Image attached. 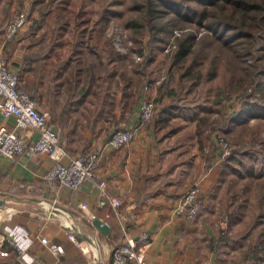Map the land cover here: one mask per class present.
Returning a JSON list of instances; mask_svg holds the SVG:
<instances>
[{"label": "crops", "instance_id": "1", "mask_svg": "<svg viewBox=\"0 0 264 264\" xmlns=\"http://www.w3.org/2000/svg\"><path fill=\"white\" fill-rule=\"evenodd\" d=\"M25 26L20 31H24ZM3 31L1 24L0 56L18 76L20 86L29 87L41 98L45 108L38 109L66 144L68 155L62 162L94 150L98 151L99 162L96 178L72 190L58 182L48 184L45 174L54 162L50 154H21L14 158L0 154V197L23 204L6 212L2 210L5 205L0 207L3 212L0 215L4 216H0V264H93L91 251L97 264H108L113 249L124 243L127 235L137 237L143 232L151 238L144 252L150 264H217L214 253L209 250L215 233L210 223L216 215L220 216L218 194L224 178L220 177L227 164L218 160L210 130L206 129L202 136L198 133L197 106L169 97L158 87L156 92H147L156 95V106L145 127L138 125L137 107L121 125V128L134 130L128 144L115 148L108 141L79 143V137L86 135L74 132L72 121L79 117L77 105L87 102L69 99V96L67 99V87L53 71H49L48 83L56 87L48 85L49 89L45 90V67L48 61L49 64L53 61V56L47 60L48 54H37L26 36L9 41ZM13 125L14 118H6L0 111V126L11 129ZM22 134L27 139L37 137V132L30 128L22 130ZM205 147L211 148L207 155L202 153ZM99 179L104 180L108 192L121 201L120 214L109 204H99ZM197 179H201L200 199L205 203V210L196 220L189 221L174 215L172 209ZM81 203L87 204V210L80 207ZM53 205L61 212L52 211ZM91 214L110 226V236L97 231ZM71 227L92 237L95 244L87 242L88 250L80 247L68 237V231L75 234ZM6 236L23 250L22 254L6 242ZM43 237L61 245L63 253L52 252L49 245L42 242ZM97 248L103 250L102 256Z\"/></svg>", "mask_w": 264, "mask_h": 264}, {"label": "rangeland", "instance_id": "2", "mask_svg": "<svg viewBox=\"0 0 264 264\" xmlns=\"http://www.w3.org/2000/svg\"><path fill=\"white\" fill-rule=\"evenodd\" d=\"M144 2L0 0V25L4 30L6 23L18 13L27 15L24 31L20 28L9 41L24 35L31 46H35L37 54H48L47 60L53 56V61L50 64L48 61L45 67V90L49 89L48 85L56 87V84L48 83L49 71H53L61 84L67 85L62 80L68 73L67 64L65 67L64 64L75 47L80 49L84 64L91 62L97 66L96 74L100 72V76L91 93L80 94L75 89L76 94L72 95L67 88L65 96L87 102L77 105L79 117L77 121H72L76 129L74 132L86 135L79 137V143L85 140L105 142L111 133L123 129L121 125L130 113L125 112L123 107L109 111V106L117 102V95L126 83L130 89L136 88V98L141 99L149 91L145 85L156 92L164 81L168 84L167 88L175 87L176 98L197 106L199 120L207 117L204 132L208 129L209 135L227 140L232 146L231 155L224 160L227 164L225 176L220 177H224L220 181L221 193L218 194L220 216L211 219L210 225L215 233L210 239L209 250L214 253L217 264H264V249L261 248V241L264 240V119L240 113L243 106L240 99L255 95L254 81L259 77L263 79L264 74L257 61L249 56H239V52L237 54L204 27L185 23L172 14L150 18L142 5ZM190 34L195 35L193 46L182 55L180 44L183 39H189ZM92 49H96L93 54L90 53ZM112 53H116L115 58L110 57ZM95 54V58L90 57ZM187 67H191L189 75L185 74ZM61 73L64 75L61 76ZM118 81L120 87L117 86ZM28 88L25 87L32 97H36V93ZM143 88L146 94H143ZM53 96L50 95L49 99ZM35 99L38 108H45L40 97ZM152 99L156 101V97ZM149 118L138 122L139 127H145L151 120ZM208 149L211 150L210 147ZM202 153L207 155L208 152L202 148ZM200 181L194 180L186 190L195 183L201 187ZM202 202L203 208L196 219L205 210V203ZM107 204L108 201L100 205ZM22 205L10 201L2 210L6 212ZM172 210L174 213V207ZM81 242L78 241L80 247ZM98 251L102 256L103 250ZM257 251L258 255H255ZM89 254L95 264L93 251Z\"/></svg>", "mask_w": 264, "mask_h": 264}, {"label": "built area", "instance_id": "3", "mask_svg": "<svg viewBox=\"0 0 264 264\" xmlns=\"http://www.w3.org/2000/svg\"><path fill=\"white\" fill-rule=\"evenodd\" d=\"M27 22V15L18 13L12 17L4 26V35L6 39L12 38L20 28ZM149 91L152 89L148 85L144 86ZM144 91V88L142 89ZM148 92V91H147ZM152 94L144 96L140 100L138 109V121H146L152 117L155 102ZM0 111L4 117L14 118V126L11 129L0 126V154L14 158L21 154H50L54 162L45 174V179L49 185L58 182L62 186L69 187L72 190L79 189L87 179L96 178V169L99 162L98 151H91L81 157H69L67 163L62 162L66 157L67 150L61 140L58 132L49 124L46 115L42 113L37 102L25 89L20 87V79L11 71L7 63L0 56ZM149 118V119H150ZM30 128L37 131V137L27 139L20 131ZM134 130L123 128L111 133L108 143L113 147H120L132 140ZM214 143L217 148L218 160L224 161L232 153L231 144L224 139H218L215 135ZM210 153L211 150L205 147ZM99 188V203L109 202L113 208L120 205V200L110 194L107 190L106 182L102 179L97 180ZM200 187L197 183L180 197L174 206V214L186 220H195L203 208V202L199 197ZM80 207L87 210V204L81 203ZM91 217L95 216L91 214ZM70 229V228H69ZM71 230V229H70ZM68 237L78 244L76 235L68 231ZM6 242L12 246L18 254L23 250L9 237L6 236ZM42 242L49 245L52 252L63 253V247L43 237ZM151 238L148 233H141L137 237L126 236L124 243L115 247L110 256L108 264H150L144 258V252L150 245Z\"/></svg>", "mask_w": 264, "mask_h": 264}, {"label": "trees", "instance_id": "4", "mask_svg": "<svg viewBox=\"0 0 264 264\" xmlns=\"http://www.w3.org/2000/svg\"><path fill=\"white\" fill-rule=\"evenodd\" d=\"M142 5L150 18L172 14L185 23L204 27L224 44L232 47L237 54L239 52V56H249L257 61L258 67L261 68V72L264 74V0H145ZM188 38L183 39L180 44L179 51L182 55L191 50L195 35L190 34ZM187 40H189L188 43H186ZM95 50L92 49L90 53H95ZM112 54L113 56L110 57L115 58L116 53ZM81 55L80 49L75 47L74 52L67 57V75L60 74L61 76L64 75L62 80L66 82V86L70 89L72 95L76 94L75 89L80 94L91 93L100 76V72L99 75L96 74L97 66L91 62L84 64ZM96 56L97 54L90 57L95 58ZM185 70V74L189 75L191 67H187ZM76 81H78L77 85L75 84ZM254 82L255 95L242 96L243 98L240 100L243 106L240 113H246L256 119H264V78L259 77ZM127 85L128 83L122 85L123 91L117 95V99L119 97L117 102L111 103L109 111H115L117 107L119 109L123 107L124 111H128L129 114L136 107L139 109V100L141 99L136 98L137 95L134 92L137 90L136 88L132 90ZM117 86H121L119 81ZM167 87L168 84L163 81L159 89L160 91L164 90V93L169 97H175L177 94L175 87ZM206 122L207 117H201L198 121L197 130L201 136L206 127ZM261 248L264 249V240L261 241ZM254 253L258 255V251Z\"/></svg>", "mask_w": 264, "mask_h": 264}, {"label": "water", "instance_id": "5", "mask_svg": "<svg viewBox=\"0 0 264 264\" xmlns=\"http://www.w3.org/2000/svg\"><path fill=\"white\" fill-rule=\"evenodd\" d=\"M7 202V198L6 197H0V207L5 205ZM52 211L56 212V213H60L61 211L59 209H57V207L55 205L52 206ZM92 225L97 229V231H99L102 235H107L110 236V226L102 221L101 219L94 217L92 219ZM71 229H73L76 233V240L77 241H86L89 242L91 244H95V241L92 237H90L89 235H87L86 233H84L83 231L78 230V228L75 227H71Z\"/></svg>", "mask_w": 264, "mask_h": 264}, {"label": "bare ground", "instance_id": "6", "mask_svg": "<svg viewBox=\"0 0 264 264\" xmlns=\"http://www.w3.org/2000/svg\"><path fill=\"white\" fill-rule=\"evenodd\" d=\"M88 245H90V244H88L86 241H82L81 242V246H82V248H84V249H87L88 250V247H86V246H88ZM92 246V245H91ZM86 247V248H85ZM93 247H96V245H93Z\"/></svg>", "mask_w": 264, "mask_h": 264}]
</instances>
